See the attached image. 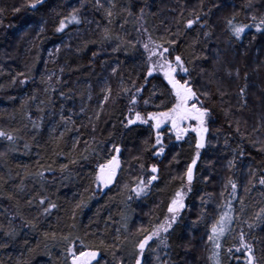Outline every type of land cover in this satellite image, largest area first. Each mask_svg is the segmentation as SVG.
<instances>
[{
    "label": "trees",
    "instance_id": "trees-1",
    "mask_svg": "<svg viewBox=\"0 0 264 264\" xmlns=\"http://www.w3.org/2000/svg\"><path fill=\"white\" fill-rule=\"evenodd\" d=\"M113 2L116 7L112 10L116 15L110 24L105 11L111 8L108 0H103L102 9L96 8L95 0H83V6L81 0H45L38 10L22 7L25 0H0V9H4L0 14V130L15 137L13 141L0 137V153L4 154L0 156V264H59L65 247L62 237L69 234L86 237L89 243L103 239L109 244L116 242L119 235L123 251L117 258L122 256L124 264H134L130 255L133 252L132 234L141 223L146 224L149 217L163 219L169 198L179 186V181L172 178L181 174L195 155V134L190 133L177 142L169 129L162 130L166 152L162 157H155L151 150L155 133L149 126H135L131 131L122 128L120 121L127 111L128 97L121 90L131 88L133 80L137 81L136 87L144 83V74L140 72L144 60L141 45L147 36L143 29L147 28L152 38L159 42L161 37L167 36L166 29L177 30V20L181 21L179 27L184 35L180 37L174 55L182 54L186 60H191L189 67L193 69L195 85L213 93L209 140L218 147L201 150L194 190L186 199L189 210L184 213V225L169 237L171 248L158 249L157 253L149 249L144 256L145 264H158L155 256L163 257L164 251L169 252L166 258L171 260V264H210L211 249L205 244V226L193 227L191 233L187 227L197 217L201 196L209 201L206 207L211 211L222 204L220 193L224 191L223 201H232L233 214L249 222H252L255 212L264 207V186L259 184L260 175L264 174V152L258 151L264 145V34L256 32L252 26L237 41L231 37L225 24L233 14L236 23L251 25L250 17L253 15L258 22L264 16V0H203L202 9L199 7L201 0ZM215 3L221 6L213 7ZM129 5L134 13L132 16L122 11ZM13 7H20L21 11L13 12ZM141 7L144 8L142 20L137 19ZM73 8L81 9L83 23L69 25L63 33H56L57 13L66 16ZM193 8L206 13L211 9L204 17L209 21L206 30L212 32L210 38L205 39L199 25L192 30L183 28L184 21L193 18ZM41 26L44 32L38 36ZM105 28L110 32L111 40L103 41L102 30ZM137 28L141 30L137 31ZM117 36L120 40L116 39ZM197 40L199 42L194 43ZM118 43L120 50L113 52ZM58 46L61 49L59 53L55 51ZM50 52L53 53L51 56ZM93 53L97 55L93 56ZM198 56H207L208 59H196ZM216 56L220 57L221 64L215 63ZM112 68H117L115 75ZM237 68L240 69L238 78L235 75ZM229 71L233 73L231 77L227 75ZM18 72L28 77L23 85L19 83L25 78L23 76L17 77V83H12ZM160 81V76L150 78L143 97H148L153 85L159 94ZM216 82H223L228 92L224 107L230 110L231 115L227 117L221 110ZM107 87L112 89L113 99L101 111L99 106L103 90ZM241 88H245L243 97ZM162 99L160 96L155 102L159 104ZM140 107H144L143 100ZM97 112H100L99 120L95 118ZM61 115L71 119L65 123ZM237 118L241 122V131L249 134V138L241 139L236 134ZM229 120L233 121L231 128ZM34 121L38 128L33 127ZM93 124L95 131L92 130ZM257 127L260 130L253 132ZM61 133H64L63 137ZM226 138L227 146L224 143ZM252 140L257 143L253 145ZM113 143L121 147V167L112 184L98 187L94 182L97 165L115 154L111 151ZM237 145L243 149V156ZM86 147H94L95 152H85ZM81 154L88 158L81 159ZM234 155L236 166L230 171L227 161ZM173 156H177L179 163L172 160ZM72 160L78 162L72 164ZM210 162L212 167H209ZM61 164L68 165L64 173L60 171ZM141 164L144 165L143 170ZM153 164L159 168V178L153 182L154 186L147 195L136 198L132 194L133 199L127 200L130 193L124 186L131 188L141 175H151L149 169ZM48 166L54 171H45L43 180L34 176ZM250 171L256 173L255 177L250 175ZM204 175L211 176L207 183L203 180ZM229 177L238 185L236 198L231 196L230 185L225 189ZM20 187H23V192L19 191ZM41 195L55 202L57 208L48 215H40L37 229L32 230L24 226V220H31L41 211L37 206ZM29 199L33 201L31 205L27 203ZM241 199L243 213L239 212ZM81 201L83 206L77 208ZM72 224H75L74 228L69 227ZM232 227L235 232L222 240L225 249L238 242L233 240V236L243 227L249 233V240L253 236L257 238V257L264 255V243L259 242L264 240V224L249 230L247 225L236 221ZM13 231L14 236L5 234ZM45 232L49 234L48 238L43 235ZM53 233L55 239H52ZM76 246L79 247V242ZM105 262L115 264L110 253L104 255L101 264ZM230 264L237 262L233 260Z\"/></svg>",
    "mask_w": 264,
    "mask_h": 264
},
{
    "label": "snow or ice",
    "instance_id": "snow-or-ice-1",
    "mask_svg": "<svg viewBox=\"0 0 264 264\" xmlns=\"http://www.w3.org/2000/svg\"><path fill=\"white\" fill-rule=\"evenodd\" d=\"M111 8L105 9L106 15L109 18V23H112V17L116 15L112 9L116 7L113 0H108ZM45 3V0H25V4L22 7H26L29 10H38L39 6H42ZM81 5L83 6V0H81ZM95 6L97 9L104 8L103 0H95ZM221 5L215 3L213 7L219 8ZM250 6V5H249ZM200 9L203 8V0L200 3ZM13 12L21 11L20 7H13ZM126 11L128 16H132L134 13L132 11L131 5L127 8L122 9ZM4 9H0V14H3ZM80 8H73L66 16L59 17L58 24L55 26L56 33H63L69 25H80L83 23L80 15ZM211 12H203L202 10L198 11L196 8L192 9L193 18H189L183 23V28L187 30H192L194 26L199 25L205 39L211 37L212 32L206 30L209 28V21L204 17L208 16ZM181 15L183 13L181 12ZM144 17V8H140V15L137 16V19H143ZM236 16L233 14L232 18L226 19L225 24L228 32H230L231 37L239 41L242 38V34L245 33V30L249 27L254 26L256 32L264 34V16L259 18L257 22V17L255 15L251 16L253 24L246 23H236ZM91 23V21H89ZM178 27L175 32L171 29H166L167 36L161 37L160 41L157 42L152 38L151 33L148 32L147 28H144L143 31L147 36V39L142 43L141 47L143 48L144 60L140 66V72L143 73L144 83L140 84L139 87H136V80L132 81L131 88H123L122 93L128 97L127 111L123 115V119L120 121L122 128L128 131H131L133 127L139 125H147L150 130L155 133V141L151 144V150L153 155L157 158L165 155L166 146L164 144L162 126L168 125L169 131L172 135L175 136L177 142L182 141L190 133H194L195 140V155L191 158V162L186 165L185 170L174 176L172 179L174 181H179V186L176 187L175 191L171 194L169 201L166 205V212L163 215V219L159 216L152 218L149 217V220L146 224L141 223V225L136 229L133 241V252L130 253L134 259V264H145L144 256L145 253L151 249L153 253H157V250L160 249L168 250L171 248L169 242V237L178 229L184 225V213L186 210H189V206L186 203V199L189 194L194 190V182L197 179L196 169L197 162L201 158V150L207 149L208 147H218V144H212L209 140L210 134V124L212 122V113H213V93L211 91L202 90L195 85V81L192 78L193 69L189 67L192 63L191 60H186L182 54H175L179 46L180 37L184 35V32L179 27L181 21H176ZM140 28H137V31H140ZM103 41L111 40L112 36L107 28L102 30ZM44 32V27L41 26L37 35ZM255 38V37H253ZM117 40H120V37H116ZM96 41H92L95 43ZM199 41H194L198 43ZM121 45L118 43L116 47L112 49L113 52L119 51ZM55 51L59 53L61 51L58 46ZM79 51V49H78ZM53 53H49L51 56ZM96 53H93V56H96ZM196 59L207 60L208 57H196ZM215 63L221 64L222 61L219 56L215 57ZM63 71V69H61ZM204 72V69L201 68V73ZM117 73V68H112V74ZM240 69L235 70V75L238 78ZM215 75V73H213ZM227 75L231 77L233 73L231 71L227 72ZM25 77L20 79L19 83L23 85L26 83L28 77L23 72H18L16 76L12 78V83H17V77ZM158 76L162 77L160 81V91L157 93V88L153 85L152 91L149 93L147 98L143 97V92L146 89V85L150 83V78H157ZM140 78L138 73L137 79ZM48 79H51L49 77ZM245 79H247V73H245ZM135 89L134 91L132 89ZM104 95L103 99L100 102V110L102 111L104 105L109 102L112 97V89L107 87L103 90ZM216 94L220 98L221 110L224 112L225 116L231 115L230 110L224 107L225 97L228 95L223 82H216ZM245 94V88L240 89V95L243 97ZM63 95V93H61ZM120 94L118 93L117 96ZM160 96L163 97L160 100V103L157 104L155 101ZM91 98V97H89ZM34 99V97H32ZM141 100H143L144 107H140ZM115 102V100H113ZM212 105V106H210ZM154 109V110H150ZM239 111V109H237ZM83 112L84 109H81ZM100 112L96 113V120H99ZM71 118L61 115V120L67 123ZM91 120L92 118L89 117ZM246 124L247 121H244ZM235 132L240 135L241 139L249 138V134L241 131V122L239 118L235 120ZM228 126L231 128L233 126V121H228ZM33 127L38 128L39 125L34 121ZM93 131H95V124H93ZM259 127L254 128L253 132H258ZM219 132V129H217ZM63 137L64 133L60 134ZM0 137L6 138L8 141H13L15 137L4 130H0ZM79 141L77 140V143ZM253 145L257 142L255 140L251 141ZM146 144L149 141H145ZM225 146L228 144V139L226 138ZM87 145L88 142L85 141ZM27 147V145H25ZM76 144L73 145L75 149ZM237 149L241 156L244 155L243 149L237 145ZM85 152L93 151L95 152L94 147H86ZM111 151L115 154L111 155L110 158L106 159L104 163H100L96 168L95 183L97 186L107 187L113 183L114 177L116 176L117 170L121 167V160L119 159V154L121 153V147L118 144L113 143L111 145ZM234 152L236 150H233ZM258 151L264 152V145L258 148ZM3 153H0V156H3ZM86 155L81 154V159H87ZM138 159V158H137ZM172 160L176 163H179L177 156H173ZM236 156L234 155L232 159L227 161V166L231 171L235 168ZM77 160H72L70 163L76 164ZM209 167H212L211 162ZM141 169H144V165L141 164ZM68 170L67 164L60 165L61 173H64ZM45 171L53 172L54 169L51 166H48L44 171H37L34 176L40 177L43 180ZM151 175L145 177L141 175L137 178L138 182H135V186L128 188V185L124 187L128 189L130 195L127 197V200H132L133 195L136 198H141L147 195L148 191L154 186L153 182L158 180L159 168L156 164L151 165L149 169ZM250 175L255 177L256 173L250 171ZM211 179L210 175H204L203 180L207 183ZM249 183H252V180H249ZM259 184L264 186V174L260 175ZM230 185L231 187V196L236 198L237 183L233 181L231 177L227 180L225 184V189ZM44 185L41 184L43 189ZM23 187H20L19 191L23 192ZM248 191L249 189H245ZM224 191L220 193L222 198V204L217 205L215 209L211 211L206 207L209 203L204 196H201V205L200 210L197 213V217L192 221L190 226H187L189 232L191 229L200 224L205 226L204 236H206L205 244L210 246L211 255L208 257L210 264H230L231 261L235 260L237 264H264V255H261L259 258L256 255V242L257 238L252 237L249 240V233H246L241 227L240 231L233 236L234 243L232 246L224 248L222 243L223 238L228 234L234 233L235 229L232 227L234 222L240 221L242 225H247L249 230L255 228L258 224H264V207H261L259 211L255 212L252 222L248 220H243L240 215H234V208L232 201L228 200L227 202L223 201ZM209 197L211 194H207ZM12 196H9L11 199ZM29 205L33 203L32 199L27 201ZM83 201L76 205L77 208L83 206ZM37 206L41 209L36 217H33L31 220H24V226L29 227L32 230H36L38 226V218L40 215H48L52 212L53 209L57 208V204L49 200L47 196L41 195ZM240 213L244 212L243 200L241 199V207L239 209ZM23 220L24 218L21 217ZM72 219H75V212H73ZM211 220V222H209ZM69 227L74 228L75 224L70 225ZM125 231H127V225H125ZM119 233V229H117ZM9 236H14L15 232L5 233ZM45 238H48V233H43ZM52 239H55V233L52 234ZM65 241V247L62 249L61 258L59 264H101L105 254L110 253L114 260L115 264H124V258L121 256L119 258L118 254L123 251L120 246V237L117 235L116 242L109 244L105 240L100 239L98 243H89L87 242L86 237L72 236L71 234L65 235L62 237ZM128 238L125 237V240ZM77 242H79V247L77 248ZM264 243V240L259 241ZM191 243L190 241L188 242ZM153 244L156 245L153 248ZM188 247V244L185 245ZM30 251H32L30 249ZM264 251V250H262ZM169 252L164 251V256L157 254L155 256L158 264H171L169 258ZM19 264V262H18ZM106 264V262H105Z\"/></svg>",
    "mask_w": 264,
    "mask_h": 264
},
{
    "label": "rangeland",
    "instance_id": "rangeland-1",
    "mask_svg": "<svg viewBox=\"0 0 264 264\" xmlns=\"http://www.w3.org/2000/svg\"><path fill=\"white\" fill-rule=\"evenodd\" d=\"M165 129H169V126L168 125L162 126V130H165Z\"/></svg>",
    "mask_w": 264,
    "mask_h": 264
}]
</instances>
